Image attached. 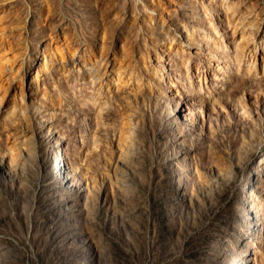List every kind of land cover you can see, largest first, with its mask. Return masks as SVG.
I'll use <instances>...</instances> for the list:
<instances>
[{
  "label": "rangeland",
  "instance_id": "obj_1",
  "mask_svg": "<svg viewBox=\"0 0 264 264\" xmlns=\"http://www.w3.org/2000/svg\"><path fill=\"white\" fill-rule=\"evenodd\" d=\"M0 264H264V0H0Z\"/></svg>",
  "mask_w": 264,
  "mask_h": 264
},
{
  "label": "bare ground",
  "instance_id": "obj_2",
  "mask_svg": "<svg viewBox=\"0 0 264 264\" xmlns=\"http://www.w3.org/2000/svg\"><path fill=\"white\" fill-rule=\"evenodd\" d=\"M105 118H107V117H105ZM120 137H122V135L120 136ZM123 138V137H122ZM121 138V139H122ZM120 139V141H121V145H123L122 144V142H124L125 140H121ZM132 140V139H131ZM133 140H135V139H133ZM136 140H138V139H136ZM164 140H166V137L164 138ZM173 140H175L174 138H173ZM206 140H208V138H206ZM100 152H103L105 155H107L108 154V150H107V148H106V146L105 145H100ZM92 155V159H91V166H90V170H91V173H92V175H93V182H94V184H96V181H95V179H94V177L97 175V174H99L100 173V166H101V163L98 161V158L100 157V156H98V153L95 151V149H93L92 148V153H91ZM98 156V157H97ZM130 159H132V158H136L137 157V155L136 154H130ZM126 158V157H125ZM102 160H104V157H102ZM208 160L209 161H212V162H214L213 161V159L212 158H208ZM215 163V162H214ZM218 163V162H217ZM112 177V176H111ZM118 177H119V175H118ZM201 183H202V185H204L205 187H210V184H209V181H208V179H205V177H201Z\"/></svg>",
  "mask_w": 264,
  "mask_h": 264
}]
</instances>
